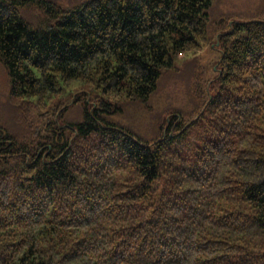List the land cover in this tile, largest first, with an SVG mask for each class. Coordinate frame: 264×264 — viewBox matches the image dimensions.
I'll return each mask as SVG.
<instances>
[{"label": "trees", "instance_id": "obj_1", "mask_svg": "<svg viewBox=\"0 0 264 264\" xmlns=\"http://www.w3.org/2000/svg\"><path fill=\"white\" fill-rule=\"evenodd\" d=\"M215 1L0 0V264H264V20ZM207 46L212 77L155 108Z\"/></svg>", "mask_w": 264, "mask_h": 264}, {"label": "rangeland", "instance_id": "obj_2", "mask_svg": "<svg viewBox=\"0 0 264 264\" xmlns=\"http://www.w3.org/2000/svg\"><path fill=\"white\" fill-rule=\"evenodd\" d=\"M58 4L66 7L72 8L75 5L86 2L88 0H52ZM30 14L32 18L35 19L38 16V12L33 10ZM36 15V16H35ZM221 19H231L233 22H249L252 20H264V0H216L213 10H212V22H216ZM218 45V44H217ZM221 53L216 51L214 48L205 47L196 57L195 61L191 60V55L185 53L181 55L177 61L176 66L179 68V74H177L178 80H173L171 76H166L164 81L159 87V92L156 95L154 103L152 104L155 108L158 105L167 102H174L177 106L185 105L189 99L188 93L184 94L183 89H180L183 84L188 85L189 75L192 76L197 60L199 59L200 64L206 68V77L211 78L216 67L214 65L220 59ZM186 66V67H185ZM190 83V82H189ZM181 85V86H179ZM174 86H179V91L173 90ZM76 86L68 88L64 93H62L58 99H68L72 98V92H74ZM16 103L12 101L9 97V83L7 78V72L4 66L0 63V122L7 123L10 125L17 126L20 124V118L17 114ZM38 111L32 109L30 113V119L36 122ZM81 115L79 109H74L70 112V119H78ZM131 120L136 122V125L141 131H148L149 118L148 114L144 111L137 115V119Z\"/></svg>", "mask_w": 264, "mask_h": 264}]
</instances>
